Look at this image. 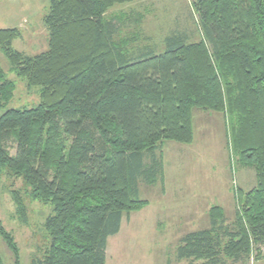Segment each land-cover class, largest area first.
Returning <instances> with one entry per match:
<instances>
[{
	"label": "trees",
	"instance_id": "1",
	"mask_svg": "<svg viewBox=\"0 0 264 264\" xmlns=\"http://www.w3.org/2000/svg\"><path fill=\"white\" fill-rule=\"evenodd\" d=\"M133 1L49 0L47 49L33 55L13 47L17 28L0 29L11 70L39 88L35 106L3 110L15 83L0 66V178H22L29 198L51 208L49 241L31 264H106L108 238L124 215L148 205L139 181L162 183L163 142L192 143L193 108L224 114L232 150L254 170L255 185L235 190L231 222L211 207L210 227L183 235L177 259L249 264L264 247V0H192L203 39L172 31L161 52L138 46L139 18L108 17ZM124 25L137 29L125 33ZM10 193L27 223L23 196ZM0 235L19 264L1 222Z\"/></svg>",
	"mask_w": 264,
	"mask_h": 264
},
{
	"label": "rangeland",
	"instance_id": "2",
	"mask_svg": "<svg viewBox=\"0 0 264 264\" xmlns=\"http://www.w3.org/2000/svg\"><path fill=\"white\" fill-rule=\"evenodd\" d=\"M191 1L177 0L170 6L161 0L157 7L143 11L145 20L139 24L144 29L147 27V32L154 33V37L149 40L139 37L140 45H137L153 44L156 51L161 52L163 38L172 31L186 33L189 41L203 39L189 5ZM48 9L49 0H0V29L17 28L20 36L12 45L26 54L45 51L48 32L43 17ZM0 66L15 83L13 97L3 110L35 106L39 102V88L27 87L26 81L11 70L1 49ZM192 110L195 130L192 143L164 141L162 144L166 193L162 195L159 185H163L164 177L162 183L155 185L139 181V195L148 205L134 217L124 215L119 232L108 238L106 264H185V260L179 261L176 256L180 233L210 227L209 210L213 206H221L226 221L231 222L237 207L235 190L240 187L245 192L255 185L254 170L243 167L232 150L224 114L201 108ZM11 190L23 196L27 223L21 222L16 214ZM27 191L22 178L8 177L3 172L0 222L17 243L19 264H31L33 258H40V249L49 241L43 224L51 208L31 200ZM175 197L182 200L163 207V202H175ZM157 199L162 200L160 207ZM257 253L254 248L248 258L249 264H264V247L256 256ZM0 264H14V254L1 235Z\"/></svg>",
	"mask_w": 264,
	"mask_h": 264
},
{
	"label": "crops",
	"instance_id": "3",
	"mask_svg": "<svg viewBox=\"0 0 264 264\" xmlns=\"http://www.w3.org/2000/svg\"><path fill=\"white\" fill-rule=\"evenodd\" d=\"M165 1L170 6L175 5L177 3L176 2L177 0H165ZM160 2H161V0H137V1L129 2V3L119 4V5L113 6L109 10V12L107 13V15H109L108 17H110L114 13L120 14V15L121 14H124L125 16H127V18L125 17V19L127 21L130 20L131 23H133V22L136 23V22H139V19H140V21H144L145 20V17H144L145 15L142 13L143 11L147 10L148 8H155V7H157V5L160 4ZM138 14H141V17L140 16L138 17ZM147 21H149V20H147ZM138 28L140 29V33H141L139 35V37H144V38H153L154 37V33L152 34L151 32H147L148 30H146V29H148V28L146 27V29H144L142 27V24H140V26H138ZM134 29H137V28H135L134 26L127 27L125 25L123 27V30L125 31V33L128 32L130 34H132L131 31L134 30ZM193 111L194 110H192V128H193ZM224 127H225V121H224ZM194 137H195V130L193 128V139H194ZM162 156H163V154H162ZM163 177H164L163 185L162 184H159L160 185V192L162 193V195H164L166 193V191H167L166 179H165V172H164ZM153 185H155V184H153ZM176 196H180V195H176ZM181 200L180 199H177V197H175V202L166 201L165 203L163 202L162 205H163V207H167L168 204H170V203H176L177 204ZM156 201H158L157 205H159V207H160V201H162V200L161 199H157ZM209 207L210 206H208L206 208V213H207ZM136 214L137 215L139 214L138 211H135V212L130 213L129 214V217H134V215H136ZM192 231H194V230H192ZM187 232H190V231L188 230ZM187 232L180 233V238L183 235H185Z\"/></svg>",
	"mask_w": 264,
	"mask_h": 264
}]
</instances>
